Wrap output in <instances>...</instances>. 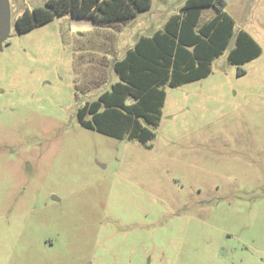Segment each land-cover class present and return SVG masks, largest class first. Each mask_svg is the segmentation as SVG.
Returning a JSON list of instances; mask_svg holds the SVG:
<instances>
[{"label": "rangeland", "instance_id": "obj_1", "mask_svg": "<svg viewBox=\"0 0 264 264\" xmlns=\"http://www.w3.org/2000/svg\"><path fill=\"white\" fill-rule=\"evenodd\" d=\"M46 1L10 0L0 50V264H264V0H224L261 55L238 74L233 38L208 78L167 88L148 146L76 112L187 0H153L114 28L63 15L19 33Z\"/></svg>", "mask_w": 264, "mask_h": 264}, {"label": "trees", "instance_id": "obj_2", "mask_svg": "<svg viewBox=\"0 0 264 264\" xmlns=\"http://www.w3.org/2000/svg\"><path fill=\"white\" fill-rule=\"evenodd\" d=\"M153 0H47L44 6L25 9L16 19L19 33L52 21L58 16L90 18L96 28L125 25L139 12L151 8ZM224 0H187L179 13L151 36H141L112 68L119 80L94 101L76 112L86 129L119 140L148 146L156 136L163 117L167 88L208 78L213 62L235 46L228 61L240 67L258 58L260 44L246 31L236 32L235 19L225 11ZM214 16L204 19L206 9ZM92 60L94 58L92 57ZM108 78L103 79L105 83ZM81 89V85L77 86ZM92 86H87V92Z\"/></svg>", "mask_w": 264, "mask_h": 264}, {"label": "water", "instance_id": "obj_3", "mask_svg": "<svg viewBox=\"0 0 264 264\" xmlns=\"http://www.w3.org/2000/svg\"><path fill=\"white\" fill-rule=\"evenodd\" d=\"M12 25V9L10 0H0V50L8 39Z\"/></svg>", "mask_w": 264, "mask_h": 264}]
</instances>
